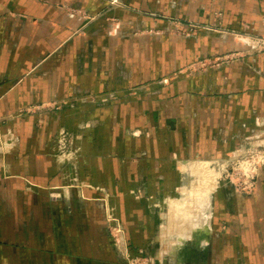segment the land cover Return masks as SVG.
I'll return each instance as SVG.
<instances>
[{"label": "crops", "instance_id": "0c3cea01", "mask_svg": "<svg viewBox=\"0 0 264 264\" xmlns=\"http://www.w3.org/2000/svg\"><path fill=\"white\" fill-rule=\"evenodd\" d=\"M173 17L264 35V0H0V264H128L109 207L134 251L167 247V264H264V167L249 193L221 181L187 203L206 256L161 242L195 184L181 164L264 136V51L194 70L244 46ZM60 127L74 164L54 158Z\"/></svg>", "mask_w": 264, "mask_h": 264}, {"label": "rangeland", "instance_id": "374dc122", "mask_svg": "<svg viewBox=\"0 0 264 264\" xmlns=\"http://www.w3.org/2000/svg\"><path fill=\"white\" fill-rule=\"evenodd\" d=\"M169 19L170 23L173 24L172 30L177 33L190 34L199 29H212L225 34H231L244 46V49L241 50L230 51L216 56H208L201 58L196 62V67H194V70H200L205 69L209 66L214 67L220 66L225 63H230L233 60H237L242 57L244 55V52L250 53L264 51V35L254 34L247 30H235L227 27L201 24L191 20H182L180 18L175 17ZM51 145L53 147L54 158L58 163L74 164L76 162L78 156L75 153L76 147L74 139L72 138V134L66 128L60 127L57 130L53 138V143H51ZM64 152H67V155H64ZM194 161H196L197 163H203L200 162L202 160L197 159L189 160L181 164V168L185 166L184 170H186L187 174V176H185V182H191L195 184L185 191V194H188V202H186L185 199H178L174 201L173 210L176 215L173 214L174 216L171 220H168L167 225H173L175 228L170 229L171 232L166 234V241L163 240L164 237L162 236L161 242L162 244L168 245L169 240L172 241L171 239H173L176 245L182 244L183 254L188 251L187 253L190 252V257H193V259L195 260L204 257L206 249L200 248L198 246V236L196 234L192 235L191 237V235L186 233V231L189 230L190 226L189 219H191L187 216V214L191 212L190 209H188L189 206L187 205V203L190 202V205H194L199 198L201 199H199L200 201L204 202L205 196L211 194L212 191L217 188L218 184L221 181H225L227 183L229 182L230 184H232L236 192H251L255 187V182L259 174V170L264 167V136L254 135L248 137L241 142L240 146L232 150L224 158L218 160H211V162H213L214 164L225 163V165L221 169V173L217 179V183L214 186H205L203 181V184L201 183L203 186H198L200 185V178L202 177H197L195 175L194 170L197 164L192 166V163V165L190 166V163ZM2 175L3 173L0 160V179L2 178ZM209 178L210 176L208 177V179ZM204 181L206 183V179ZM213 182L215 183V180L210 183L213 184ZM181 190L178 191L176 197H180L183 195ZM166 208H168V204H166ZM106 222L108 225V229L110 230V237L113 246L115 247L117 253L122 257V259L127 261L128 264H167L168 258H170L167 247L164 249L162 248L160 251L156 252L153 250L146 251L143 249L134 251L129 246V244L126 242L125 236L120 232V223L117 218L114 217L113 209L111 207L107 208ZM172 234L175 235L172 236Z\"/></svg>", "mask_w": 264, "mask_h": 264}, {"label": "bare ground", "instance_id": "6f19581e", "mask_svg": "<svg viewBox=\"0 0 264 264\" xmlns=\"http://www.w3.org/2000/svg\"><path fill=\"white\" fill-rule=\"evenodd\" d=\"M200 162H203V163H197L196 161L190 163V166L192 165V163H193L192 166H194V165L197 164L195 166L196 168L194 170L195 171V175L197 177L198 176L202 177V178H200L201 179L200 180V185H198V186L202 187L203 186L202 185L203 182H204L205 186L206 185H212V186H214L217 183V179L220 176L221 169L223 168V166L225 165V163L214 164L213 162L208 161V160H202ZM184 167H182L183 170L185 169ZM209 176H210V178L208 179ZM205 179H206V183L204 181ZM213 180H215V183L213 182V184H211ZM197 184H199V183H197Z\"/></svg>", "mask_w": 264, "mask_h": 264}, {"label": "built area", "instance_id": "2783aa9c", "mask_svg": "<svg viewBox=\"0 0 264 264\" xmlns=\"http://www.w3.org/2000/svg\"><path fill=\"white\" fill-rule=\"evenodd\" d=\"M63 154H64V155H67V152H64ZM248 165H249V162H248ZM250 165H251V164H250ZM249 169H250V168H249Z\"/></svg>", "mask_w": 264, "mask_h": 264}]
</instances>
